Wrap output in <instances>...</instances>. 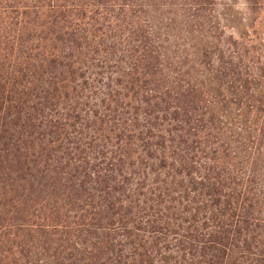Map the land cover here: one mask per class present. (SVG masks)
Listing matches in <instances>:
<instances>
[{
  "label": "trees",
  "instance_id": "1",
  "mask_svg": "<svg viewBox=\"0 0 264 264\" xmlns=\"http://www.w3.org/2000/svg\"><path fill=\"white\" fill-rule=\"evenodd\" d=\"M244 2L0 0V264H264Z\"/></svg>",
  "mask_w": 264,
  "mask_h": 264
},
{
  "label": "rangeland",
  "instance_id": "2",
  "mask_svg": "<svg viewBox=\"0 0 264 264\" xmlns=\"http://www.w3.org/2000/svg\"><path fill=\"white\" fill-rule=\"evenodd\" d=\"M226 5V7L230 8L228 12L229 17L227 19L228 28L225 29L227 34L232 33L236 35V26H238L237 19L241 18V16L248 17V8L244 0H222ZM232 16V17H231ZM234 27V28H233Z\"/></svg>",
  "mask_w": 264,
  "mask_h": 264
}]
</instances>
